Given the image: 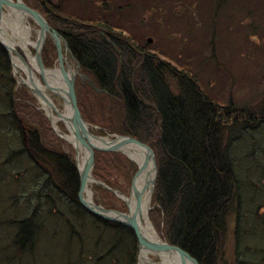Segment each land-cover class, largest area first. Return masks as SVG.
Wrapping results in <instances>:
<instances>
[{
  "label": "trees",
  "instance_id": "16d2710c",
  "mask_svg": "<svg viewBox=\"0 0 264 264\" xmlns=\"http://www.w3.org/2000/svg\"><path fill=\"white\" fill-rule=\"evenodd\" d=\"M23 1L39 10L66 41L80 71L75 78L80 112L98 125L91 131L129 135L154 151L157 176L148 214L161 238L199 264H226L232 216L233 260L247 264L250 245L244 240L254 237L259 227L264 230V112L214 100L195 73L161 59L131 32H114L95 20L64 14L49 0ZM50 55L56 57V47L48 38L44 64L51 63ZM10 70V58L0 45V264H38L34 257L42 252L37 243L45 244L52 236L69 246L68 258L55 264H85V251L106 242L109 251L121 249L122 256H115L112 264H135L133 231L81 205L74 159L51 130L35 96L27 86L19 91ZM23 154L24 171L10 174L8 164ZM94 160L93 175L117 190L122 188L112 173L122 172L131 184L137 170L135 162L117 151L94 149ZM23 172L24 191L38 200L30 207L24 197L27 209L21 210V194L9 191L11 184L22 181ZM95 188L100 194L96 201L114 207L103 195L109 190ZM259 234L264 239V232ZM104 258L96 257L93 264Z\"/></svg>",
  "mask_w": 264,
  "mask_h": 264
},
{
  "label": "rangeland",
  "instance_id": "374dc122",
  "mask_svg": "<svg viewBox=\"0 0 264 264\" xmlns=\"http://www.w3.org/2000/svg\"><path fill=\"white\" fill-rule=\"evenodd\" d=\"M28 1L32 4L31 1L34 0ZM49 1L53 5H57L58 11L64 14L95 20L101 25L110 26L114 32L119 30L123 31L122 34L127 31L131 32L135 41L142 46L146 45L148 49L157 53L161 59L167 60L179 69L195 73L198 76L200 86L214 100L222 104L233 101L236 106L252 110L255 114L264 112V0ZM26 24L31 26L30 38L35 41L36 33L34 29L37 30L38 26L32 19ZM99 27L102 29V26ZM105 28L103 26V29ZM149 38L150 40H148ZM63 41H65L64 38L61 40V45L64 57L68 61L66 67L73 70L77 77L80 73L79 67L66 50ZM28 47L31 51L33 50L31 46ZM17 50H19L18 47ZM19 52L24 56L21 50ZM52 53L50 54L53 55ZM51 55V63L44 65L49 68L57 67L55 64L57 63L56 57ZM28 63H30L29 60ZM10 72L20 89L19 91H23V86L26 87V85H24L20 77L25 78V73L21 69L15 72L12 62ZM51 96L56 106L63 110L64 104L62 100L53 93ZM35 98V104L47 118L51 130L56 136L60 137L54 131L42 104L36 96ZM88 123L90 128H98L97 124ZM57 125L63 135L70 134L61 120H58ZM111 134L114 133L98 135ZM60 139L63 141L64 150L74 159L73 145L62 137ZM123 155L126 156L125 154ZM8 168H10L9 172L12 175L17 174L18 170L24 171V154L19 159L14 158V161L8 164ZM21 176L22 181L15 182L14 185L11 184L9 192L14 193L17 191L21 194L18 199H21L22 203L20 202L21 207L18 206V208L20 207L21 210H24V207H26L24 206V197L26 198L30 194L24 191V172ZM112 178L122 188L119 191L128 194L131 184L126 180L123 173L114 171ZM26 184L29 188L31 183L26 182ZM95 185L99 184L92 183L90 187L93 199L96 201L99 200L100 194L96 190ZM106 189L109 190L108 188ZM103 195L105 200L114 207H106L97 201L96 203L106 208L127 212L124 201L112 191H105ZM27 199L30 200V207L38 200H34V196ZM58 206L60 211L69 215L70 212L67 207L60 204ZM12 213L15 212L12 210ZM244 216L246 215L244 214ZM231 217L229 221L232 224L224 248L226 264H235L232 253L234 219L231 220ZM45 223L48 224V220ZM257 230L258 233L253 234L254 237H248L244 240L250 245L248 248L250 253L245 259L247 264H264V239L257 238L260 236V231L262 234L264 230L260 227ZM103 238L107 239L108 235H104ZM109 246L111 244L106 242L93 252L85 251L88 253L85 264H93L95 258L102 254L106 259L104 258L101 264H112L111 262L116 259L115 256H122L120 253L121 249L115 247L112 248V251H109ZM68 247L62 237L52 236L51 240L47 239L45 244H41L40 241L37 243V249L42 253L40 255L37 253L34 259L38 264H55L61 259L68 258L65 254V251L69 249ZM85 248L87 247L85 246ZM137 257L138 248L136 260ZM154 260L159 259L154 257Z\"/></svg>",
  "mask_w": 264,
  "mask_h": 264
},
{
  "label": "water",
  "instance_id": "95a60500",
  "mask_svg": "<svg viewBox=\"0 0 264 264\" xmlns=\"http://www.w3.org/2000/svg\"><path fill=\"white\" fill-rule=\"evenodd\" d=\"M7 9L11 10L13 13H18L21 16V22L25 23L28 18H30L38 26V29L36 30V40L33 45L35 53L32 54L31 50L28 48L29 53L31 54L35 62V66L33 67H30V65L28 64V59L26 58L25 54V56H23L22 53H20L19 50H17L14 45H12L11 42H6L3 39V35L7 34L6 30H4L2 26L4 11ZM47 35L51 37L57 49V59L60 61V65L58 67L49 68L46 67L43 63L41 50L47 39ZM61 40H63L62 36L56 29L52 28L48 24L46 18L42 15V13L29 7L23 0H0V45L7 52L12 64V55H16L27 66V71L24 72L26 80L20 77L21 81L28 87V89L38 98L39 102L42 104V107L46 111L47 117L50 120L54 131L60 137L66 139V135H63L60 132L58 126H56L57 124L54 125L55 123L52 115H55L58 120H61L64 123L66 129L73 138V141H71L70 143L73 145L75 152V167L78 171L80 182L78 198L81 205L90 213L105 220L120 223L124 226H127L133 231L137 240L138 248V257L135 264H159L156 261L147 259H145L143 262H140L139 258L142 249L148 250L149 253L159 258H161V256L172 258L177 264H199L196 258H194L187 251L180 248L179 246L169 244L166 240L162 239L155 230L148 215L147 219L151 227L154 229V235H149L144 232L141 225L142 217L138 214V203L141 194L138 189L135 190V199L137 201V205L132 213L128 211L123 212L117 209L106 208L103 205L96 203V201L93 199L92 190L90 187L92 183L102 185L103 187L108 188L110 191H112L115 195L119 196V191L117 189L109 187L107 184L97 179L93 175L92 170L95 162L94 149L100 151H117L125 154L129 159L133 160L127 155L122 147L127 144L137 145L143 155L141 164L137 163V170L131 180V188L135 187L136 177L140 175V173L146 168L148 162H152L153 171L151 176L147 178L145 183V188L147 187L150 196V203L152 200L157 176L155 154L148 144L132 136L120 134L98 135L91 131L90 124L83 118L78 106L75 91L76 73L64 66L65 59ZM148 40H150V38ZM63 44L68 51V47L65 41H63ZM47 71L58 72L65 83V87L56 88L55 86L53 87L52 85H50L46 77ZM36 79H38L37 81L39 82L35 81ZM52 93L61 98L64 104V111L56 106L51 96ZM43 105H46V107H44ZM22 126V128L24 129V125ZM23 135L25 134L23 133ZM79 152L83 153V163L81 167L78 163ZM150 203L147 207L148 210H150L151 208Z\"/></svg>",
  "mask_w": 264,
  "mask_h": 264
},
{
  "label": "bare ground",
  "instance_id": "6f19581e",
  "mask_svg": "<svg viewBox=\"0 0 264 264\" xmlns=\"http://www.w3.org/2000/svg\"><path fill=\"white\" fill-rule=\"evenodd\" d=\"M20 17L21 16L18 13L16 12L13 13L11 10L7 9L4 11L2 26H3V29L6 30L7 34L3 35V39L6 42L7 41L11 42L12 45H14L16 49L18 47L19 50H22L23 53L26 55V58L30 61V63L28 64L29 65L31 64L32 66L30 67H33L35 66V62L31 54L29 53L28 46L29 44L34 45L35 41H32L30 38L31 26L26 24L30 20V18H28V20L25 23H23L21 22ZM12 61H13V68L15 72H17L18 69H21V71L23 72L27 71V66L23 63V61L19 57H17L16 55H12ZM46 77L48 79L49 84L52 85L53 87L54 86L56 88L65 87V83L63 79L60 77V74L58 72L47 71ZM24 80L26 79L24 78ZM37 80L38 79H36L35 81ZM43 106L46 107V105H43ZM52 118L55 123L54 125H56L58 122V118H56L55 115L54 116L52 115ZM65 138L68 142L73 141L71 134L66 135ZM122 149L127 153V155L130 158H132L136 162V164L137 163L141 164L143 153L137 147V145L127 144V145H124ZM78 163H79V166L81 167L83 163V153L82 152L78 153ZM152 171H153L152 162L149 161L146 168L140 173V175L136 177L135 187L131 188L130 186V191L128 192V194L122 193L118 190L119 191L118 197L122 199L124 203H126L125 205L127 207V211L130 213H132L135 210L136 205H137V201L135 199V195H136L135 190L138 189L141 192L139 203H138L139 204L138 214L141 215L142 217L141 225H142L144 232L149 235H154V229L151 227L147 219V215L149 211L147 207L150 203V196H149L147 187L145 188V183H146L147 178L151 176ZM154 257L156 256L149 253L148 250L142 249L139 261L143 262L145 259H147V260L156 261L159 264H177L175 260L172 258L161 256V258L158 257L159 260H154Z\"/></svg>",
  "mask_w": 264,
  "mask_h": 264
},
{
  "label": "flooded vegetation",
  "instance_id": "af4514ba",
  "mask_svg": "<svg viewBox=\"0 0 264 264\" xmlns=\"http://www.w3.org/2000/svg\"><path fill=\"white\" fill-rule=\"evenodd\" d=\"M34 31H35V33H36V30L34 29ZM35 35H37V34H35ZM48 38H51L49 35H47V39ZM46 39V40H47ZM35 40H36V36H35ZM46 42V41H45ZM54 43V42H53ZM45 44V43H44ZM29 46H31V48L33 49L31 52H32V54H34L35 53V50H34V48H33V44L31 45V44H29ZM43 47H44V45H43ZM43 47H42V50H43ZM42 50H41V56H42ZM56 55H57V49H56ZM25 56V55H24ZM64 59H65V61H64V66L66 67V65H68V61L66 60V57H64ZM42 60H43V58H42ZM11 61V60H10ZM56 61H57V63H55L56 65H57V67L60 65V61L57 59V56H56ZM67 68V67H66Z\"/></svg>",
  "mask_w": 264,
  "mask_h": 264
}]
</instances>
